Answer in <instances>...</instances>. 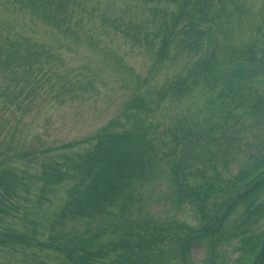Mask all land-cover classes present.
Returning a JSON list of instances; mask_svg holds the SVG:
<instances>
[{"label":"rangeland","instance_id":"1","mask_svg":"<svg viewBox=\"0 0 264 264\" xmlns=\"http://www.w3.org/2000/svg\"><path fill=\"white\" fill-rule=\"evenodd\" d=\"M232 1L224 0L212 8L222 11L208 25L200 26L206 31L199 47L192 49L185 48L186 43L192 42L186 32L190 9L198 16L191 0H0V169L11 171L17 178L16 196L4 201L8 213L0 214V231L44 242L58 226L56 229H61L62 234L102 230L97 245L115 239L111 231L118 220L111 221L112 216L96 221L92 217L72 221L69 216L60 221L58 217L67 198L74 194L77 181V170L70 159L77 160V155L91 149V136L107 122L116 120L123 105L135 95L154 97L152 109L141 111L139 116L149 125L148 134L154 136L152 131L158 127L156 137L163 145L157 150L155 160L159 161L153 168L158 178L132 185L134 191L138 189L133 198V216L149 212L163 224L170 220L193 224L188 202H176V186L170 182L178 154H171L169 141L173 142V135H178L181 127L199 130L206 140L222 132L233 137L235 144L217 153L223 162L214 161L224 164L223 168L219 164L217 170L229 181L234 182L243 166L250 168L254 161L263 158L264 113H247L243 106L232 102L228 106L231 126L227 131L214 124L227 109L220 103L227 99L217 97L219 88L209 90L203 80L194 83L186 78L196 59H206L224 73L241 67L237 50L258 53L263 49L264 0ZM167 26L172 41L160 62L157 48L164 29L169 33ZM208 35H212L210 40ZM253 66H264V61ZM177 78H183L181 86L185 84L186 89H181L178 96L167 92L159 100L160 92ZM253 85L264 101V80ZM166 130L172 137L166 135ZM197 147L183 150L194 168L203 164L198 159L208 156L199 149H203L201 144ZM211 148L219 150L218 144ZM167 152L170 156L159 158ZM52 161L60 163L57 171H62V179L50 185L41 175L40 164L49 165ZM259 174L264 175V166L251 172L247 179ZM181 181L191 191L199 188L202 178L192 171ZM251 200L255 209L264 206V189L258 190ZM247 202L236 204L223 223L225 230L235 235L215 246V255L224 260L222 264L242 263L235 261L239 256L235 248L243 220H248L244 228L254 231L255 236L264 232V209L259 210L260 215H247ZM116 211L117 207L110 208V212ZM28 243L2 247L0 264H68L52 249ZM206 255L205 247L193 246L187 261L203 264ZM112 256L108 251L103 264ZM172 262L176 264L175 260Z\"/></svg>","mask_w":264,"mask_h":264},{"label":"trees","instance_id":"2","mask_svg":"<svg viewBox=\"0 0 264 264\" xmlns=\"http://www.w3.org/2000/svg\"><path fill=\"white\" fill-rule=\"evenodd\" d=\"M223 1L191 0L192 8L198 12V16H195L190 9L186 32L192 36V42L186 43L185 48L197 49L199 47L201 36L206 31V29L203 31L204 28L200 26L208 25L215 16L219 15L222 10L217 11L212 8L217 7ZM166 29L169 30V33H166L164 29L157 48V60L160 62L165 57L167 48L172 41L170 40L172 34L169 26ZM211 37L212 35H208L207 39L210 40ZM239 52L240 60L238 62L241 63L239 68H230L222 73L213 68L206 59H196L186 76L187 79L191 78L194 83L197 82L196 80H203L205 88L209 90L219 88L217 97L227 99L220 100L222 108L227 109L224 110L225 115L221 120L214 124L227 129V131L231 126L228 124V119L231 117L228 106L232 102H235L234 106H243L247 113L257 116L264 113V101L257 93L256 86L253 85L256 81L264 80V66H253L257 63L262 64L264 61V58L257 57L260 54L264 55V47L258 50L259 54L254 50L247 52L237 50L235 55L237 56ZM211 61L213 60L211 59ZM249 65V70H245ZM182 83L183 78L175 79L165 90L160 92V97L157 98L162 100L167 92L178 96L181 89H186L185 84L181 86ZM153 98L150 95L143 98H138L137 95L133 96L123 105V111L116 120L107 122L99 129L98 133L91 136L94 141L92 148L77 155V160L70 159L73 168L77 170L75 174L77 181L72 190L74 194L67 198L68 201H65L60 210L62 214H59V220L64 216H69L72 221H82L83 218L84 221L88 217H92V221H96L112 216L111 221L118 220L117 225L111 231L115 235V239H110L104 245H97L96 239L100 237L102 230L100 232L86 230L80 231L78 234H62L61 229H56L57 226L51 230L52 233L46 237L44 242L32 241L23 234L0 231V249L9 244L27 245L29 242L30 245L34 243L42 249L47 248L57 252L68 264H103L102 258L108 255V251L113 256L106 264H173V260L176 261V264H191L187 261L191 247L202 245L207 251L203 264H222L224 260L215 255L217 252L215 246L235 235L233 232L226 231L223 226L230 211L236 204L245 201H248L245 209L246 213H251L250 216L252 212L260 215L262 212L259 210L264 209V206L255 209L251 205V199L256 192L264 189V175L259 174L254 178L247 179L251 172L262 169L264 156L254 161L250 168L243 166L234 178V182L229 181L223 178L220 170H217L219 164L222 165V168L224 164L214 163V161L221 159L223 162V157L220 158L217 153L222 148L235 144L231 135H224L222 132L220 136L206 140L199 130H191L188 127H181V132H177L178 135L174 134L173 137L166 130V132L164 131L167 133L166 135L173 138V142L169 141L171 154H178L177 167L173 168L174 178L170 181L173 182V186H176L173 193L178 198L177 203L188 202L187 207L194 215L193 224L172 222L173 220L163 224L149 212L133 216V198L138 189L136 187L134 191L132 185L138 181L149 183L159 176L153 169L159 161L155 160L158 159L157 150L163 145L156 137L158 127L156 126L152 131V133L155 132L154 136L148 134L149 125L147 127L144 124L145 118L139 116L141 111L152 109L150 106L155 102ZM121 118L125 119L124 122L121 121ZM200 144L203 149H199L205 150L208 156L205 160L198 159L203 164L194 168V165L189 164L185 157V155L189 157V154L187 152L185 154L183 150L190 147L198 148L197 146ZM217 144L219 150L214 151L211 146ZM168 156L170 154L167 152V154H161L159 158L163 160ZM195 157L200 158L201 156L192 155V158ZM59 164L56 161H52L49 165L40 164L41 175L47 184L52 185L62 179V171H57ZM192 171L200 175L202 183L197 190L190 191V188H187L188 186L184 185L181 180H185ZM16 181L17 178L11 171L0 169V187L2 188L0 214L8 213L4 209V201L9 197L16 196ZM224 193L226 195L221 196ZM186 197H191L192 200H185ZM113 207H117L116 212H110V208ZM174 207L177 208L176 204ZM247 222L248 220H243L240 223L242 227L240 226L238 229L241 235L237 238L238 246L235 249L239 256L235 261L242 262L241 264H264V232L255 236L254 231L244 228L247 226ZM59 223L55 222V225H60Z\"/></svg>","mask_w":264,"mask_h":264}]
</instances>
